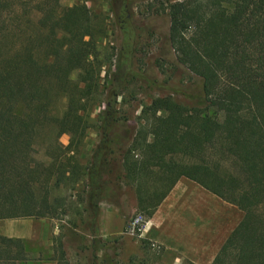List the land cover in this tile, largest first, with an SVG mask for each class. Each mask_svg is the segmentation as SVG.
<instances>
[{
  "label": "trees",
  "instance_id": "1",
  "mask_svg": "<svg viewBox=\"0 0 264 264\" xmlns=\"http://www.w3.org/2000/svg\"><path fill=\"white\" fill-rule=\"evenodd\" d=\"M166 2L168 45L198 77V100L185 107L155 97L140 110L143 123L115 134L114 100L106 102L99 138L78 166L70 147L85 136L99 75L89 11L58 0H0V219L53 217L51 176L57 184L64 173L83 178L94 224L108 174L118 180L109 200L131 188L148 219L183 176L242 212L210 264H264V0ZM56 99L64 101L55 116ZM26 260L21 239L0 235V264Z\"/></svg>",
  "mask_w": 264,
  "mask_h": 264
},
{
  "label": "rangeland",
  "instance_id": "2",
  "mask_svg": "<svg viewBox=\"0 0 264 264\" xmlns=\"http://www.w3.org/2000/svg\"><path fill=\"white\" fill-rule=\"evenodd\" d=\"M166 1L58 0L61 7L85 5L95 26L96 60L99 62L97 88L91 103L85 105V136L78 146L70 147L71 151L74 148V162L78 166L84 165L99 138V117L106 102L114 100L116 125L110 133L115 134L123 133L124 129L132 131L139 123H143L146 116H141L140 110L148 106L155 97L168 95L185 107L195 105L198 100V77L176 62L168 45V18L164 9ZM71 78H75V72L71 74ZM63 101L56 99L51 108L52 115L60 114ZM207 113L218 120L222 117V113L212 107L208 108ZM68 138L69 134L63 133L58 142L64 146ZM36 147L39 152L35 157L42 159L41 144ZM66 153L72 155L67 150ZM117 171H120L118 164ZM55 177L54 174L51 176L49 189L50 203L55 212L53 217H46L51 226L55 227V234L49 236L51 253L43 250L35 257L29 242L26 247L27 260L22 264H41L36 262L37 259L46 260L44 264H160L158 245L153 247L147 240L135 241L145 239L143 235L135 237L125 233L128 219L133 214L140 213L135 208L131 188H125L124 191L121 188L123 195L116 200L123 215L121 233L101 238L97 232V220L94 224L91 216L84 210V201L82 203L81 200L83 178H69L64 173L59 182L54 184ZM107 179L109 183L103 198L109 199L108 193L116 188L118 180L113 174H108ZM220 211V216L225 220L228 215L231 223L241 215V211L235 210L233 206H222ZM143 219L147 220L144 216Z\"/></svg>",
  "mask_w": 264,
  "mask_h": 264
},
{
  "label": "crops",
  "instance_id": "3",
  "mask_svg": "<svg viewBox=\"0 0 264 264\" xmlns=\"http://www.w3.org/2000/svg\"><path fill=\"white\" fill-rule=\"evenodd\" d=\"M222 206L238 209L196 182L181 176L146 220L143 242L147 240L149 245L159 246L160 264H210L242 215L241 212L232 223L228 215L224 220L219 214ZM97 207L98 236L110 238L119 235L123 229V215L119 205L102 197ZM54 229L46 217L0 219V235L21 239L25 252L30 242L35 257L43 250L51 253L49 236L55 234ZM36 262L44 264L46 260L37 259Z\"/></svg>",
  "mask_w": 264,
  "mask_h": 264
},
{
  "label": "built area",
  "instance_id": "4",
  "mask_svg": "<svg viewBox=\"0 0 264 264\" xmlns=\"http://www.w3.org/2000/svg\"><path fill=\"white\" fill-rule=\"evenodd\" d=\"M146 221L140 213L133 214L127 221L125 233L130 236L141 237ZM155 247L154 244H152Z\"/></svg>",
  "mask_w": 264,
  "mask_h": 264
}]
</instances>
